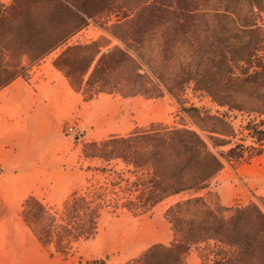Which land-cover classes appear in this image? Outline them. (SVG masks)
<instances>
[{"label": "trees", "instance_id": "obj_1", "mask_svg": "<svg viewBox=\"0 0 264 264\" xmlns=\"http://www.w3.org/2000/svg\"><path fill=\"white\" fill-rule=\"evenodd\" d=\"M105 15L116 22H101ZM262 21L264 0H15L11 8L0 3V92L19 79L29 82L30 67L61 50L54 66L86 101L103 93L161 98L167 92L177 100L180 113L208 134L209 143L185 125H152L85 145V157L102 162L96 170L109 183L96 191L75 192L61 222L38 198L29 197L23 206L24 222L40 244L53 251L52 257H70L78 244L98 235L108 194L116 209L135 215L148 214L172 197L192 194L166 212L175 237L170 246L155 245L127 264H186L201 244L213 247L221 258L216 264H235L254 254L256 241L264 240L260 207L226 209L196 195L210 189L225 162L246 164L264 155L263 123L248 122L255 145L235 143V130L222 133L201 123L208 119L226 125V116H211L188 105L185 91L192 86L221 107L247 112L241 106L250 90L261 106L250 113L264 115ZM89 22L123 46L104 52L109 47L106 37L69 45ZM228 24L243 33L233 43ZM243 63L249 69L237 75L235 68ZM227 212H233L230 219Z\"/></svg>", "mask_w": 264, "mask_h": 264}, {"label": "rangeland", "instance_id": "obj_2", "mask_svg": "<svg viewBox=\"0 0 264 264\" xmlns=\"http://www.w3.org/2000/svg\"><path fill=\"white\" fill-rule=\"evenodd\" d=\"M14 2L15 0H0L6 8H11ZM116 20L114 16L108 18L105 15L101 22H110L111 26ZM89 23V26L70 40L69 45L91 44L106 37L109 47L104 52L123 46L117 38L102 31L96 23ZM259 25L264 29L263 21ZM228 29L231 43L235 37L243 35L235 30L238 28L233 24H228ZM60 53L61 50H56L30 67L29 82L19 79L14 91L8 90L0 95V111L25 113L32 109L35 103L41 102L46 104L48 113H41L44 119L36 123L35 141L30 139L28 147H23L22 157L28 152L30 161L27 157L28 161L22 162L21 167L17 168L21 173L20 177L15 178V183L5 180L6 176L4 181L0 180L13 200L14 208L20 210L22 218L25 201L29 197H35L56 214L61 222L65 204L75 192L86 191L88 188L90 191H96L101 185L109 183L96 170L102 162L85 157L84 148L89 143L128 136L137 129H149L152 125H185L197 131L209 143L208 134L201 131L194 119L180 113L177 100L167 92L161 98L123 97L119 94L103 93L91 101H86L55 68L54 61ZM261 57L263 74L264 52ZM24 62L29 63L27 58ZM247 69L249 65L243 63L235 68V73L241 76ZM246 93L248 96L241 107L247 112L221 107L208 95L194 92L192 86L186 88L185 99L188 105L203 109L211 116H226V125L208 119L202 120L205 128L222 133L235 130L237 137L233 142L243 141L245 145L250 146L255 145L256 140L251 137L254 132L250 134L247 130L248 122L262 121L260 128L264 131V115L250 113L261 106L254 100L256 92L249 90ZM50 113L57 117L48 118ZM24 122L25 120H22V126H18L21 131L24 129ZM9 172L13 174L12 171ZM260 188L264 189V155L255 157L246 164L225 162L224 170L212 181L210 189L196 196L207 198L212 206L233 210L257 204L264 213V198L259 196ZM108 189L110 192L111 188ZM191 196L192 194H182L172 197L148 214L135 215L123 208L116 209L114 197L108 194L102 202L103 218L99 224L98 235L90 241L78 244L70 257H52L53 251L44 248L38 240H35L36 244L33 246L24 231L27 224L22 221V252L17 264H82L86 260L105 257L109 258L107 264H127L155 245L170 246L175 237L173 227L166 219V212L179 201ZM232 214L233 212H227L225 216L230 219ZM212 248L205 244L196 247L189 254L186 264L218 263L221 258L212 252ZM229 251L234 252L233 249H227V253ZM235 264H264V240L256 241L253 255L236 259Z\"/></svg>", "mask_w": 264, "mask_h": 264}, {"label": "crops", "instance_id": "obj_3", "mask_svg": "<svg viewBox=\"0 0 264 264\" xmlns=\"http://www.w3.org/2000/svg\"><path fill=\"white\" fill-rule=\"evenodd\" d=\"M16 84L17 81L1 91L0 95L8 90L11 92L14 91ZM44 104L45 103L42 104L41 102L35 103L33 108L25 113L9 110L0 111L1 181H4V176H6L7 178L5 180H12V182L15 183V178L20 177L21 173L17 171V168L21 167L22 162L28 161L27 157H29L27 156L28 152L24 153L25 155L22 157L23 147H28L30 139L35 141L34 132L37 128L36 123L44 119L41 113H47L45 109L46 104ZM51 114L52 113H50L48 118L54 119L57 117ZM22 120H25L23 131L19 130L20 127H18L20 125L22 126ZM9 171H12L13 174H10ZM260 189L259 196L264 198V189ZM22 221L24 223L20 210L14 208L13 200L0 182V264H17L20 262V255L22 252ZM26 227V229L24 228L26 236L32 242L33 246H35V240L38 239L32 230L28 226ZM29 240L27 241L28 243Z\"/></svg>", "mask_w": 264, "mask_h": 264}, {"label": "built area", "instance_id": "obj_4", "mask_svg": "<svg viewBox=\"0 0 264 264\" xmlns=\"http://www.w3.org/2000/svg\"><path fill=\"white\" fill-rule=\"evenodd\" d=\"M71 131H73V129H71Z\"/></svg>", "mask_w": 264, "mask_h": 264}]
</instances>
